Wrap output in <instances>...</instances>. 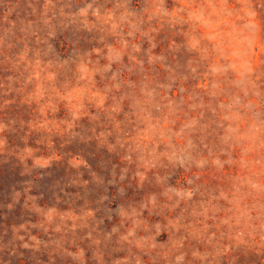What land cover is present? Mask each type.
I'll use <instances>...</instances> for the list:
<instances>
[{
  "label": "rangeland",
  "instance_id": "rangeland-1",
  "mask_svg": "<svg viewBox=\"0 0 264 264\" xmlns=\"http://www.w3.org/2000/svg\"><path fill=\"white\" fill-rule=\"evenodd\" d=\"M0 264H264V0H0Z\"/></svg>",
  "mask_w": 264,
  "mask_h": 264
}]
</instances>
